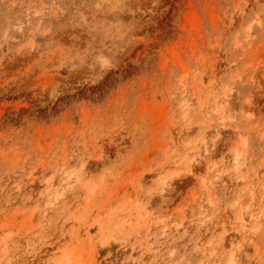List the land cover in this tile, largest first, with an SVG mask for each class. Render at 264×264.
I'll use <instances>...</instances> for the list:
<instances>
[{
	"label": "rangeland",
	"instance_id": "374dc122",
	"mask_svg": "<svg viewBox=\"0 0 264 264\" xmlns=\"http://www.w3.org/2000/svg\"><path fill=\"white\" fill-rule=\"evenodd\" d=\"M0 264H264V0H0Z\"/></svg>",
	"mask_w": 264,
	"mask_h": 264
}]
</instances>
